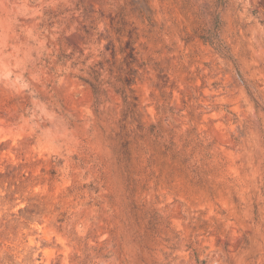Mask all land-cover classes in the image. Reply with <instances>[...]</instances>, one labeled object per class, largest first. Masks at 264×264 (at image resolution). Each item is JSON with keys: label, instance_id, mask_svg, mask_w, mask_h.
Instances as JSON below:
<instances>
[{"label": "rangeland", "instance_id": "374dc122", "mask_svg": "<svg viewBox=\"0 0 264 264\" xmlns=\"http://www.w3.org/2000/svg\"><path fill=\"white\" fill-rule=\"evenodd\" d=\"M0 264H264V0H0Z\"/></svg>", "mask_w": 264, "mask_h": 264}]
</instances>
